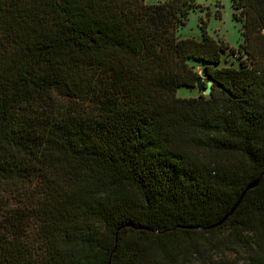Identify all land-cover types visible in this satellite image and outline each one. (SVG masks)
<instances>
[{
  "label": "trees",
  "instance_id": "1",
  "mask_svg": "<svg viewBox=\"0 0 264 264\" xmlns=\"http://www.w3.org/2000/svg\"><path fill=\"white\" fill-rule=\"evenodd\" d=\"M229 4L236 49L176 37L191 0H0V264H264V0Z\"/></svg>",
  "mask_w": 264,
  "mask_h": 264
},
{
  "label": "rangeland",
  "instance_id": "2",
  "mask_svg": "<svg viewBox=\"0 0 264 264\" xmlns=\"http://www.w3.org/2000/svg\"><path fill=\"white\" fill-rule=\"evenodd\" d=\"M145 4H155L165 0H143ZM197 7L188 11L183 26L176 30V37L180 39L195 38L199 39V20L205 24V31L213 39L220 40L227 44L228 47L236 49L241 41L240 22L233 21L231 14L233 10L230 8L229 0H191ZM239 58L235 54L225 53L221 56L218 67H238ZM189 66L197 73L203 70V65L198 62L188 61ZM206 79L203 80L205 82ZM202 95L195 88L189 89L179 87L176 89V96L180 98H195ZM229 258L232 255H227ZM242 255L240 253L239 258ZM192 264H199L192 262Z\"/></svg>",
  "mask_w": 264,
  "mask_h": 264
},
{
  "label": "water",
  "instance_id": "3",
  "mask_svg": "<svg viewBox=\"0 0 264 264\" xmlns=\"http://www.w3.org/2000/svg\"><path fill=\"white\" fill-rule=\"evenodd\" d=\"M206 74L203 70L199 71L198 72V78L196 79L195 81V90L197 92H202V94L204 96H209L210 94V89H211V84H212V81L210 79H207V81L205 82V87L203 89H201L202 87V82L204 79H206ZM258 180L259 179H256L254 182L248 184L244 189L243 191L241 192L239 198L237 199V201L235 202V204L232 206V208L229 210V212L219 221L215 224V226H218L220 225L222 222L225 221V219L230 216L233 211L235 210V208L237 207L238 203L240 202L241 198L243 197V195L250 189H253L256 187L257 183H258Z\"/></svg>",
  "mask_w": 264,
  "mask_h": 264
}]
</instances>
